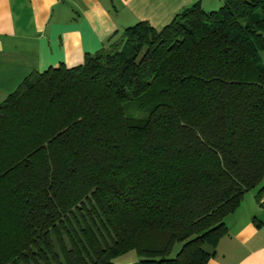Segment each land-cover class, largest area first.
<instances>
[{"label":"trees","instance_id":"16d2710c","mask_svg":"<svg viewBox=\"0 0 264 264\" xmlns=\"http://www.w3.org/2000/svg\"><path fill=\"white\" fill-rule=\"evenodd\" d=\"M218 2L3 99L0 264H207L243 193L264 199V0Z\"/></svg>","mask_w":264,"mask_h":264},{"label":"crops","instance_id":"0c3cea01","mask_svg":"<svg viewBox=\"0 0 264 264\" xmlns=\"http://www.w3.org/2000/svg\"><path fill=\"white\" fill-rule=\"evenodd\" d=\"M219 0H0V103L30 73L83 64L114 34L136 22L158 31L184 8L217 11ZM264 66V50L259 53ZM264 183V182H262ZM243 193L222 220L225 236L207 264H264V207Z\"/></svg>","mask_w":264,"mask_h":264},{"label":"rangeland","instance_id":"374dc122","mask_svg":"<svg viewBox=\"0 0 264 264\" xmlns=\"http://www.w3.org/2000/svg\"><path fill=\"white\" fill-rule=\"evenodd\" d=\"M262 182H264V180H262ZM179 248H180L179 245H175L174 247H172L171 254H170L171 258L178 252ZM137 261L138 259L135 253L130 251L121 257L118 256L117 259L112 262V264H134Z\"/></svg>","mask_w":264,"mask_h":264},{"label":"built area","instance_id":"2783aa9c","mask_svg":"<svg viewBox=\"0 0 264 264\" xmlns=\"http://www.w3.org/2000/svg\"><path fill=\"white\" fill-rule=\"evenodd\" d=\"M259 203L261 205L260 207H262V206L264 207V202L262 200H259Z\"/></svg>","mask_w":264,"mask_h":264}]
</instances>
